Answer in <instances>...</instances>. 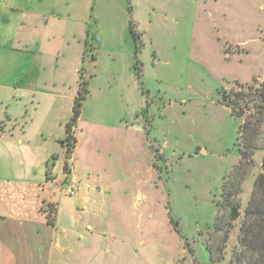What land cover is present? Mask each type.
Wrapping results in <instances>:
<instances>
[{"label":"rangeland","instance_id":"374dc122","mask_svg":"<svg viewBox=\"0 0 264 264\" xmlns=\"http://www.w3.org/2000/svg\"><path fill=\"white\" fill-rule=\"evenodd\" d=\"M131 1L135 7L141 4L130 18L144 34L133 58L140 70L136 68L139 91L131 106L143 103L145 131L122 132V142L117 124L110 125V141L102 142L96 127H77L76 154L65 150L56 173L55 158L50 159L58 198L81 199L79 222L71 223L75 246L63 251L67 245L62 237L70 232L63 212L51 227V246L61 245L52 250L51 264L207 263L206 243L213 249L222 245L229 255L243 218L233 221L227 243H221L228 218L222 189L235 194L242 212L262 171V150H255L249 161L241 156L238 129L247 117L235 118L219 100L221 93L231 97L235 90L264 80V0ZM99 59L104 70L95 83L89 78V92L113 77L105 71L112 64L107 56L100 53ZM91 69L88 62L84 72ZM116 99L109 100L110 117L125 113ZM104 102L95 94L87 99L84 117L90 119ZM91 139L94 147L99 141L97 148ZM74 155L82 169L67 182L74 165L62 160ZM69 183L76 185L75 194L67 193ZM259 255L252 254V259Z\"/></svg>","mask_w":264,"mask_h":264},{"label":"crops","instance_id":"0c3cea01","mask_svg":"<svg viewBox=\"0 0 264 264\" xmlns=\"http://www.w3.org/2000/svg\"><path fill=\"white\" fill-rule=\"evenodd\" d=\"M133 9L141 10V4L135 7L131 0H0V264H51V252L61 246L59 242L51 246V227L62 212L70 230L62 237L67 245L63 251L76 245V228L71 223L79 222L76 208L81 199L78 195L58 198L59 189L54 186L58 179L51 178L48 164L54 157L55 172L61 162L80 77L89 76L91 83L99 79L104 70L99 65L100 53L112 63L105 71L113 76L115 89L108 78L99 82L101 86H91L86 100L95 94L96 99L105 100L103 108L97 106L90 119L81 109L75 129L96 127L102 142L110 139L106 134L110 125L117 124L122 142L127 131H145L143 103L131 106L133 94L139 91L130 25ZM134 30L142 39L144 34L136 25ZM88 62L92 69L86 74ZM114 98L125 113L110 117L109 100ZM74 137L76 154L80 143L76 130ZM53 142L61 148H53ZM94 143L91 139L90 145ZM98 146L99 141L94 148ZM62 161L74 165H70L71 176L61 172L67 182L75 179L82 169L78 157ZM52 201L56 211L50 220L44 203Z\"/></svg>","mask_w":264,"mask_h":264},{"label":"trees","instance_id":"16d2710c","mask_svg":"<svg viewBox=\"0 0 264 264\" xmlns=\"http://www.w3.org/2000/svg\"><path fill=\"white\" fill-rule=\"evenodd\" d=\"M130 25L137 54L141 45L140 34L134 30V23L131 18ZM88 94V79L82 75L77 95L74 98L72 116L66 123L64 143L67 152L72 153L74 149L76 142L73 137L75 124ZM219 101L230 109L231 115L235 118L247 117L246 120L243 118V120H240L238 129L241 156L243 160L249 161L255 150H262L263 157L260 163L262 171L258 173L253 181L251 195L242 212L239 211V202L233 200L235 194L225 193V186L223 187L221 204L226 209L228 218L224 224L225 235L221 243L224 245L227 243L226 235L231 231L230 227L233 226V221H237L242 217L236 236L237 245L227 255L225 247L222 245L213 249L211 244L206 243L209 260L207 263L197 262V264H264V126H262L264 123V80L258 86L250 84L245 89L235 90L231 97L221 93ZM259 116L261 117L259 118ZM44 206L47 212L46 216L52 220L56 211V204L45 202ZM219 224L220 222L215 224L214 230L219 227ZM255 253L260 254L258 260L252 259V254Z\"/></svg>","mask_w":264,"mask_h":264},{"label":"built area","instance_id":"2783aa9c","mask_svg":"<svg viewBox=\"0 0 264 264\" xmlns=\"http://www.w3.org/2000/svg\"><path fill=\"white\" fill-rule=\"evenodd\" d=\"M49 171V170H48ZM69 187L67 188V190H68V194L69 195H72V194H75L76 193V191H77V187H76V185L75 184H71V183H69V185H68Z\"/></svg>","mask_w":264,"mask_h":264},{"label":"water","instance_id":"95a60500","mask_svg":"<svg viewBox=\"0 0 264 264\" xmlns=\"http://www.w3.org/2000/svg\"><path fill=\"white\" fill-rule=\"evenodd\" d=\"M63 143V142H62Z\"/></svg>","mask_w":264,"mask_h":264}]
</instances>
